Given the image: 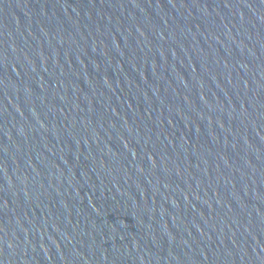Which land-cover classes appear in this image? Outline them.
<instances>
[{"label": "water", "instance_id": "water-1", "mask_svg": "<svg viewBox=\"0 0 264 264\" xmlns=\"http://www.w3.org/2000/svg\"><path fill=\"white\" fill-rule=\"evenodd\" d=\"M0 264H264V0H0Z\"/></svg>", "mask_w": 264, "mask_h": 264}]
</instances>
